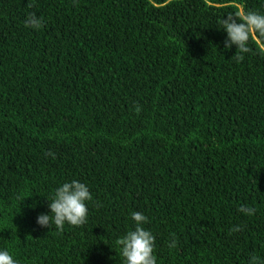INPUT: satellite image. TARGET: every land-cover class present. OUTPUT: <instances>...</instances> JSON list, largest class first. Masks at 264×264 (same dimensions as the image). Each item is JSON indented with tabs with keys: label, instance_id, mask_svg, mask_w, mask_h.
Segmentation results:
<instances>
[{
	"label": "trees",
	"instance_id": "16d2710c",
	"mask_svg": "<svg viewBox=\"0 0 264 264\" xmlns=\"http://www.w3.org/2000/svg\"><path fill=\"white\" fill-rule=\"evenodd\" d=\"M241 10L264 0H0V251L125 264L140 212L156 264L264 260V37L225 49L221 24ZM73 180L86 223L40 226Z\"/></svg>",
	"mask_w": 264,
	"mask_h": 264
},
{
	"label": "clouds",
	"instance_id": "9594fccd",
	"mask_svg": "<svg viewBox=\"0 0 264 264\" xmlns=\"http://www.w3.org/2000/svg\"><path fill=\"white\" fill-rule=\"evenodd\" d=\"M28 7H33V4L29 3ZM42 24V18L37 17L35 13H29L25 21L26 27L34 29L41 28ZM221 24L222 29L227 32V39L224 41L225 49H230L235 45L240 53H248L251 50L248 46L250 39L257 34L264 37V14L241 10L235 15L222 18ZM242 58V56H236L237 60ZM91 199L92 196L86 184L77 180L65 182L56 189L54 197L49 200L50 214H40L37 223L48 228L54 223L55 227L61 231L65 223L82 226L88 218L86 201ZM239 211L247 215L255 214L253 208L246 206H241ZM131 215L136 223L135 230L129 231L116 241L117 245L122 246L125 264H156V257L153 255L155 237L142 226L147 222V217L140 212H133ZM241 230L239 226L232 229V231ZM176 244L177 241L173 238L169 248L176 247ZM0 264H18V262L7 250H3L0 251ZM249 264H264V260L252 256Z\"/></svg>",
	"mask_w": 264,
	"mask_h": 264
}]
</instances>
